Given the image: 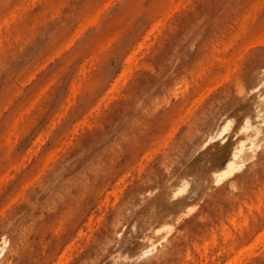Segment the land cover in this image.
<instances>
[{
    "label": "rangeland",
    "instance_id": "1",
    "mask_svg": "<svg viewBox=\"0 0 264 264\" xmlns=\"http://www.w3.org/2000/svg\"><path fill=\"white\" fill-rule=\"evenodd\" d=\"M0 17V264L120 247L116 264H264V133L213 177L264 109V0H0Z\"/></svg>",
    "mask_w": 264,
    "mask_h": 264
},
{
    "label": "bare ground",
    "instance_id": "2",
    "mask_svg": "<svg viewBox=\"0 0 264 264\" xmlns=\"http://www.w3.org/2000/svg\"><path fill=\"white\" fill-rule=\"evenodd\" d=\"M9 13V12H8ZM13 14V13H12ZM15 14V13H14ZM16 16V15H15ZM14 15H13V19H14V17H15ZM1 18L2 17H0V20H1ZM5 19L6 18H8V17H4ZM2 19V22H4V20L5 19ZM7 20V22H4V23H7L8 24V21H10V20H8V19H6ZM1 22V21H0ZM1 26H2V24H0ZM7 27H9V25L7 26ZM29 28V27H28ZM17 30H18V26H17ZM23 30V29H22ZM2 40V39H1ZM133 57V56H132ZM130 59H132V58H130ZM230 64V63H229ZM222 66V65H221ZM236 69H237V67H236ZM230 71H231V69H230ZM230 71L228 72V74H230ZM257 81H258V83L262 86V87H264V73H262L261 75H259L257 78ZM258 88H260V86L258 87ZM258 88L256 89V90H254V92L255 91H257L258 90ZM253 92V93H254ZM252 94V93H251ZM259 97V96H258ZM263 97H264V94H263ZM263 97H261V99H263ZM260 99V100H261ZM263 101H264V99H263ZM263 101L261 102V103H263ZM263 105V104H262ZM254 106H255V112H256V115H254V120H252L251 119V116H246L245 118H244V120H243V122L241 123V125L239 126V128L236 130V132L234 133V144H233V147H232V149H231V151H230V156H229V158L225 161V163L224 162H222L221 164H220V166L216 169V170H213V177H214V180L215 181H218V184L221 182V180L222 179H225V177H227V176H232L233 175V173L234 172H236V170H238V171H240V168H242L241 167V165L243 164V166H244V163H243V159H241L242 158V155H243V153H244V151L246 150V148H247V144H248V148H249V151H247V152H250V151H254V149L255 150H258L259 149V147L256 145V141H254L255 139H257L256 138V136H258V138H259V135H261V134H263L264 133V125H263V127H262V124H264V115H262V114H264V109L262 108H260V106H259V104L258 103H256V102H254ZM221 119H217V121H215V122H212L210 125H209V127H208V129L207 130H204L202 133H201V136H202V142H200V144H199V141H197V140H195V141H192L190 144H189V146H190V153H192V151H194L195 152V150H197L200 146L201 147H206V146H208L210 143H212V142H214L215 140H217V139H225V134H227V133H229L231 130H232V128H233V126H234V123H235V120H234V118H228V119H225L222 123H219V121H220ZM261 121V122H260ZM258 122V123H257ZM252 130V134L251 135H242V136H240L241 134H244V133H246L247 131L249 132V131H251ZM248 132L246 133V134H248ZM199 133V132H198ZM201 136H200V134L198 135V137H200L201 138ZM262 136V135H261ZM252 137H255L254 139L252 138ZM260 140V139H259ZM258 140V141H259ZM223 141H225V140H223ZM8 142H10V141H8ZM223 143V142H222ZM261 143V142H260ZM259 144V143H258ZM188 149H189V147H188ZM259 151H261V150H259ZM255 153V152H254ZM251 154V153H250ZM256 154V153H255ZM248 155V154H247ZM246 155V156H247ZM254 156V155H253ZM241 157V158H240ZM238 158H240L239 159V163H238ZM247 158H248V156L246 157V160H247ZM250 158V157H249ZM242 161V163H241V161ZM245 160V161H246ZM249 160V159H248ZM253 160V159H252ZM251 161V160H250ZM241 163V164H240ZM228 178V177H227ZM223 182V181H222ZM216 185H217V183H215ZM187 186H188V183H187V181H182V183L177 187V189H176V192H180L181 193V191H183L184 189H186L187 188ZM150 194V193H149ZM177 195V194H176ZM176 197V196H175ZM190 209V208H189ZM242 209V208H241ZM245 218V217H244ZM244 220H246V219H244ZM256 222V221H255ZM232 224V223H231ZM170 229H172V228H170ZM161 230V229H160ZM156 232H159L158 230L156 231ZM120 234H122V233H120ZM119 234V235H120ZM263 234V230H262V232H261V235ZM261 235H259L260 236V240L261 241H258L259 243L260 242H263V240L261 239V237H264V234H263V236H261ZM225 238V237H224ZM257 238H259V237H257ZM256 238V239H257ZM254 242V241H253ZM6 243H8V242H6ZM118 243V244H117ZM150 243V242H149ZM255 244H257V242H254ZM120 244H121V241H119V240H117V242H116V245H118V246H120ZM154 242H151L150 243V246H149V248H151V247H153L154 246ZM255 244H254V246H255ZM3 245H4V242H3ZM2 245V246H3ZM251 245V244H250ZM258 245V244H257ZM1 245H0V255L1 254H3V252H4V248L2 247ZM254 246H252L251 247V249H252V251H253V248H255ZM259 246H260V244H259ZM113 247H115V246H113ZM204 248H206L205 246H204ZM248 249V248H247ZM250 248H249V250H248V252L251 250ZM148 250V249H147ZM207 250V249H206ZM245 250H246V248H245ZM121 251H122V247H120V249L118 250V252L117 253H115L114 251H113V248H112V251H110V252H108V254H106L105 256L103 255V256H101V254H98V258H97V260H96V258H95V261L93 262V264H100L101 262V264H116L117 263V260H115L118 256H120V258L123 256V253H121ZM227 251H228V249H227ZM251 251V252H252ZM244 252H247V251H242V252H240V253H244ZM250 252V253H251ZM144 253V252H143ZM249 253V254H250ZM218 254V253H217ZM238 254H239V252H238ZM248 255V254H247ZM2 256V255H1ZM125 256V255H124ZM255 256V255H254ZM126 257V256H125ZM243 258H245V257H243ZM235 259V258H234ZM239 259V258H238ZM235 260H237V259H235ZM240 261V260H239ZM229 263V262H228ZM231 263H232V261H231ZM237 263V262H236ZM240 263H241V261H240ZM239 263V264H240ZM227 264V263H226ZM234 264H235V261H234Z\"/></svg>",
    "mask_w": 264,
    "mask_h": 264
}]
</instances>
